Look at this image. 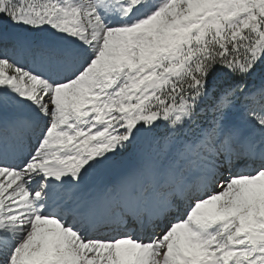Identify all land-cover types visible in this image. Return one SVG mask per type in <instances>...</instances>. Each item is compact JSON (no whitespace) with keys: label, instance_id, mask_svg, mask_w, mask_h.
I'll use <instances>...</instances> for the list:
<instances>
[{"label":"snow or ice","instance_id":"6c2138e0","mask_svg":"<svg viewBox=\"0 0 264 264\" xmlns=\"http://www.w3.org/2000/svg\"><path fill=\"white\" fill-rule=\"evenodd\" d=\"M0 264H264V0H0Z\"/></svg>","mask_w":264,"mask_h":264},{"label":"rangeland","instance_id":"374dc122","mask_svg":"<svg viewBox=\"0 0 264 264\" xmlns=\"http://www.w3.org/2000/svg\"><path fill=\"white\" fill-rule=\"evenodd\" d=\"M131 156H126L116 167L106 170H101L94 174L89 180L88 190L90 192L99 191L103 184L118 179L121 172L132 167L130 162Z\"/></svg>","mask_w":264,"mask_h":264},{"label":"trees","instance_id":"16d2710c","mask_svg":"<svg viewBox=\"0 0 264 264\" xmlns=\"http://www.w3.org/2000/svg\"><path fill=\"white\" fill-rule=\"evenodd\" d=\"M130 162L136 163V157L135 156H132L131 159H130Z\"/></svg>","mask_w":264,"mask_h":264}]
</instances>
